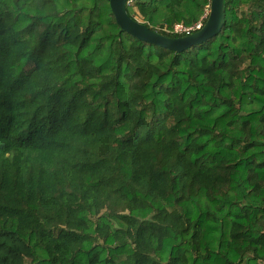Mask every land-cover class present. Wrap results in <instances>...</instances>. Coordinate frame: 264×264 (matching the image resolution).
<instances>
[{"label":"trees","instance_id":"trees-1","mask_svg":"<svg viewBox=\"0 0 264 264\" xmlns=\"http://www.w3.org/2000/svg\"><path fill=\"white\" fill-rule=\"evenodd\" d=\"M0 264H264V0H0Z\"/></svg>","mask_w":264,"mask_h":264},{"label":"water","instance_id":"water-1","mask_svg":"<svg viewBox=\"0 0 264 264\" xmlns=\"http://www.w3.org/2000/svg\"><path fill=\"white\" fill-rule=\"evenodd\" d=\"M107 1L121 32L139 41L178 53L215 37L224 24V0H211L206 22L198 31L183 37L172 38L154 32L143 23L131 18L126 11V5L131 0Z\"/></svg>","mask_w":264,"mask_h":264},{"label":"built area","instance_id":"built-area-1","mask_svg":"<svg viewBox=\"0 0 264 264\" xmlns=\"http://www.w3.org/2000/svg\"><path fill=\"white\" fill-rule=\"evenodd\" d=\"M205 15H206V14H205ZM202 26H203V25H202L201 21L198 22V23H197L195 26H193V27H184V26H182V25H176V26H174L172 32H173L174 34H183V35L185 36V35H189V34L195 32V31H198Z\"/></svg>","mask_w":264,"mask_h":264},{"label":"rangeland","instance_id":"rangeland-1","mask_svg":"<svg viewBox=\"0 0 264 264\" xmlns=\"http://www.w3.org/2000/svg\"><path fill=\"white\" fill-rule=\"evenodd\" d=\"M139 20V19H138Z\"/></svg>","mask_w":264,"mask_h":264}]
</instances>
